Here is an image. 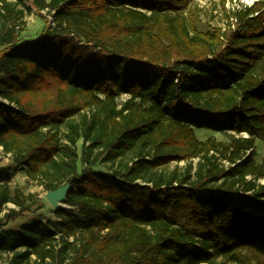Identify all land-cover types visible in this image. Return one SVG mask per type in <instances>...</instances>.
<instances>
[{
	"label": "trees",
	"instance_id": "trees-1",
	"mask_svg": "<svg viewBox=\"0 0 264 264\" xmlns=\"http://www.w3.org/2000/svg\"><path fill=\"white\" fill-rule=\"evenodd\" d=\"M23 1L0 0V149L47 192L68 184L69 208L6 229L34 203L0 171V212L14 206L0 220V256L8 264L264 257V159L253 161L255 140L264 144V0L234 11L233 28L205 34L182 15L193 0H25L53 25L18 41L14 22L30 11ZM195 129L233 136L202 142ZM135 148L121 168L95 169ZM194 159L183 173L156 171Z\"/></svg>",
	"mask_w": 264,
	"mask_h": 264
},
{
	"label": "rangeland",
	"instance_id": "rangeland-1",
	"mask_svg": "<svg viewBox=\"0 0 264 264\" xmlns=\"http://www.w3.org/2000/svg\"><path fill=\"white\" fill-rule=\"evenodd\" d=\"M9 2L15 3L16 0H7ZM49 1V0H46ZM256 0H193L190 2L186 9L183 10V16L187 18L188 22L193 24V27L199 33H213L216 30H221L224 32L229 27L233 28V18L232 14L234 11L240 9L242 6L247 7L255 3ZM25 6L30 8V11H24L23 18L21 20H15L14 25L17 32V40H36L39 38L41 31L47 27L53 25L52 18L50 15H47L46 11L38 12L31 7L30 2L23 1ZM18 9H22V5L18 6ZM130 99L128 95H122L118 98V105L121 106ZM66 131L65 128L61 129V134ZM195 136L199 141H206L208 139H216L217 142L228 145L230 143V138L233 136L231 133H220L209 131L205 129H195ZM246 137V136H245ZM253 161L259 165L264 159V144L255 140L253 147ZM77 151L81 157L82 152V141L77 143ZM137 153V148L132 152H129L118 160L115 164H109L104 162H98L95 165V169L102 172H109L111 170L119 169L123 165L131 162ZM219 163L228 166V162L218 157ZM248 159V156H245L242 161ZM199 162L198 159L191 160L189 162H172L164 167L157 169L156 171L167 175L174 170H177L179 173H183L188 166L193 167L197 166ZM79 170L81 169V162H78ZM0 171L6 179L7 186L11 191L18 190L24 197L32 196V201L34 203L33 208L29 212H25L17 218L15 221L6 222L5 228L16 230L23 223H26L31 220H42L47 222L48 220H54V211L57 209L53 206L47 199L46 194L48 193L42 186H39L34 181L30 180L24 173L18 168L12 167L11 158L8 155H5L0 149ZM193 171V170H192ZM193 174V172H192ZM250 180L251 178L248 177ZM261 184H264V180L259 181ZM12 205H7L2 212H0V220L4 218V214L8 212L7 208H13ZM58 208H69L65 204H58ZM243 256L246 261L250 264H264V257L252 252L244 251ZM8 255L0 256V264H8ZM220 260L216 261V264H219Z\"/></svg>",
	"mask_w": 264,
	"mask_h": 264
},
{
	"label": "water",
	"instance_id": "water-1",
	"mask_svg": "<svg viewBox=\"0 0 264 264\" xmlns=\"http://www.w3.org/2000/svg\"><path fill=\"white\" fill-rule=\"evenodd\" d=\"M68 187H69L68 184H66V185L58 188L55 191L48 192L46 194L48 201L53 206L58 208V204H61L65 200V196H66V193L68 191Z\"/></svg>",
	"mask_w": 264,
	"mask_h": 264
}]
</instances>
